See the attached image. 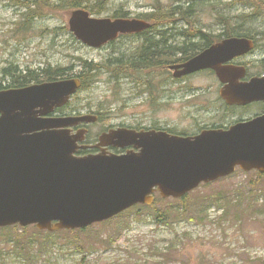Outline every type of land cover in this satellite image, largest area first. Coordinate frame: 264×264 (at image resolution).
<instances>
[{
	"label": "rangeland",
	"instance_id": "rangeland-1",
	"mask_svg": "<svg viewBox=\"0 0 264 264\" xmlns=\"http://www.w3.org/2000/svg\"><path fill=\"white\" fill-rule=\"evenodd\" d=\"M33 1H37V5L31 3ZM68 1L48 0L50 6L44 14L33 16L40 11L39 0H0V82L4 69L10 71L18 67L25 72L27 69L63 67L69 73L87 75L84 88L72 98L67 111L89 106L112 112L114 105L109 101L129 88L128 84L118 82L113 70L118 67L125 71L138 69L130 63L131 37L122 35L100 49L83 44L69 30L73 9L67 5ZM247 1L195 0L190 26L182 19L172 23L174 28L226 27L255 33L254 29H264V10L258 11ZM180 2L183 0H84L81 4H88V7L77 9H85L95 17L113 16L120 11L126 16L145 18L144 14L154 6L163 11ZM259 7L264 8V5ZM26 18H29L28 30L21 27ZM178 41L180 38L174 40ZM96 77H99L97 82ZM191 81L200 80L194 77ZM164 116L169 124L178 125L176 111L169 109ZM115 121L113 116L106 124ZM101 124L91 126V137L98 133ZM189 124L188 116L180 123ZM251 172L238 170L227 179L189 193L185 197L186 204L199 211L194 219L187 213H179L178 218L168 223L163 211L162 217L167 224H162L150 210H130L112 219L111 222L128 218L119 231H113L111 224L96 223L70 233L40 234L36 241H43L47 246L39 250L34 241L29 245V257L16 249L13 234L8 235L7 228H3L0 231V264H264V181L255 180L256 175ZM249 187L260 190L249 194ZM157 206L163 207L162 210L180 209L181 202L165 199ZM34 229V226H27L26 233L32 236ZM109 234V242L102 239Z\"/></svg>",
	"mask_w": 264,
	"mask_h": 264
},
{
	"label": "water",
	"instance_id": "water-1",
	"mask_svg": "<svg viewBox=\"0 0 264 264\" xmlns=\"http://www.w3.org/2000/svg\"><path fill=\"white\" fill-rule=\"evenodd\" d=\"M70 15L69 29L94 47L118 33L150 26L138 19L95 18L85 9ZM249 44L243 42L245 48ZM219 47L238 52L235 41ZM208 53L188 62L187 70L203 66ZM79 86L71 78L0 90V226L35 224L49 231L85 227L134 204H151L156 190L162 197H182L202 181L232 173L236 165L264 172V117L192 138L110 130L99 137L101 144H119L113 142L118 137L122 146L133 143L139 152L78 156L82 132L71 134L62 127L91 117L47 115ZM234 89L241 93L235 100L257 97L253 88Z\"/></svg>",
	"mask_w": 264,
	"mask_h": 264
},
{
	"label": "flooded vegetation",
	"instance_id": "flooded-vegetation-1",
	"mask_svg": "<svg viewBox=\"0 0 264 264\" xmlns=\"http://www.w3.org/2000/svg\"><path fill=\"white\" fill-rule=\"evenodd\" d=\"M254 32L247 33L238 28L184 26L149 27L121 34L114 41L122 38V35H130L129 56L138 69L125 71L118 67L114 70L118 74V82L128 84L129 88L115 96L112 112L104 108L95 110L89 106H84L82 110L79 107L74 111H67L70 106L68 105L58 114H97V120L91 123L70 126L72 132L86 129L84 140L81 142L86 148L80 150L84 154H95L99 151L113 154L136 151L133 144L125 147H97L99 135L110 128H126L135 132L166 130L180 136H195L203 130H226L234 124L263 116L264 86H260L263 91L261 99L246 103L227 101L232 97L234 86L242 87L251 80L264 78V29H254ZM170 33L173 34L172 37L167 36ZM230 37L252 39V49L234 56L225 53L211 54L212 59L219 61L214 64L215 68L206 67L189 73L184 72V63ZM176 38H180V41L174 42ZM152 40L157 41V44L152 45ZM151 48L154 52L150 51ZM167 51L175 52L169 57ZM216 68L226 74L218 75ZM179 70L180 75H174ZM76 76L82 78L81 74ZM194 77H198L200 81L192 82ZM127 109L131 111L126 112ZM169 109L179 114L177 126L169 124L164 116ZM113 116L116 121L106 124ZM186 116L190 120L189 126L180 125L186 120ZM98 122L102 123L98 133L91 137V126ZM114 140L123 141L121 138Z\"/></svg>",
	"mask_w": 264,
	"mask_h": 264
},
{
	"label": "trees",
	"instance_id": "trees-1",
	"mask_svg": "<svg viewBox=\"0 0 264 264\" xmlns=\"http://www.w3.org/2000/svg\"><path fill=\"white\" fill-rule=\"evenodd\" d=\"M39 1L41 2V4H38L40 7V11L38 14H35L33 16L43 15L44 10L50 6L48 3V0H39ZM83 1L84 0H70V1H68L67 5H69L71 9H75V8H78L81 6L88 7V4H81ZM247 2H252L258 11H259V9L264 10V8L259 7V6L264 5V0H249ZM31 3L37 5L38 2L33 1ZM195 3H196L195 0H183V2H180V4L179 3L175 4V5L171 4V5H169V7L163 8V11L159 10L158 6H154V11L149 12V13H145L144 19L146 21H149V22H154L152 27H156V26L161 25V24H162V27H164L169 23H172V22L175 23L176 20H178V19L180 20V18L182 20H185L190 26L189 17H187L186 15L184 16V14L193 12L195 10V9L193 10V7L195 8ZM183 6H185V7H183ZM180 13H181V17L176 19L175 16H180ZM125 16H126L125 13L120 12V11L115 12L113 15V17H125ZM28 21H29V18H26V20L21 24L22 29H24V30L29 29L30 24H28ZM174 23H172V24H174ZM152 34L154 35L155 33H152ZM151 52H154V49L151 50ZM167 52L169 54V57H171V53H173L174 51H167ZM143 65L144 64H142V66ZM15 71H17V73ZM2 75H3V78H1V80L3 82L2 81L0 82V89L8 88V87H22V86H25L27 84L32 83V81L39 82L42 80L43 81L44 80H55L57 78L70 76V75H68V73H66V68H63V67L62 68L57 67L55 69H51L50 67H48L46 69L40 68L37 71L27 69L25 72H21V70H19L18 67H14L10 71L8 69H4L2 72ZM81 77H82L81 78L82 88H84V86L86 84L85 80L87 78V75L83 74V75H81ZM255 190H256V188H251L249 190V194L253 193ZM162 209H164V208L161 206H154V205L151 207L140 205L138 208V210H150L151 215L156 218L157 222L162 223V224H167V222H165L163 220V217H162L163 211L166 214V218H167L168 223H171L173 220L178 218L179 213H187L193 219L199 215V211H196L192 205L186 204V199L181 201V208L180 209H176L174 207H172L170 209L166 208L165 210H162ZM128 211H130V210H126L123 213H126ZM111 221L112 220H107V221H104L103 223L111 224L113 231H119L120 228L128 222V218L127 217H121L117 221H114V222H111ZM1 229H3V228H0V231H1ZM19 229L21 231H19ZM7 230H8V235L13 234L15 245L26 256L30 255V250H29L30 242L36 240L37 236L41 234V232H39L37 230H33L34 231L33 235L30 236L28 233H26L27 227H19L17 225H13L11 227H8ZM62 231H65V230H62ZM72 231H74V230H72ZM110 237H111V234H109L107 237H104V238L101 237V238L103 240H107L109 242ZM40 250H42L41 246H40Z\"/></svg>",
	"mask_w": 264,
	"mask_h": 264
},
{
	"label": "bare ground",
	"instance_id": "bare-ground-1",
	"mask_svg": "<svg viewBox=\"0 0 264 264\" xmlns=\"http://www.w3.org/2000/svg\"><path fill=\"white\" fill-rule=\"evenodd\" d=\"M20 2H22V1H20ZM185 3V2H184ZM193 3V2H192ZM180 4V3H179ZM183 5V4H182ZM187 5V4H186ZM250 5V4H249ZM183 7H185V6H183ZM188 7V6H187ZM189 9V8H188ZM192 9V8H191ZM195 8L193 7V10H194ZM253 11V10H252ZM195 14V10L193 11V12H191V13H185L184 14V16L186 15L187 17H191V16H193ZM245 14V13H244ZM124 15V14H123ZM243 15V14H242ZM258 15V14H257ZM181 17V16H180ZM236 17V16H235ZM181 19V18H180ZM179 20V19H178ZM238 25V24H237ZM175 27V25H173L172 23H169V24H167L166 25V28H174ZM248 32V31H247ZM168 37H172L173 36V34L172 33H170V34H168L167 35ZM166 36V37H167ZM262 37H263V35H262ZM156 40V39H155ZM155 40H152V42H151V44L152 45H155V44H157V41H155ZM190 49V48H189ZM200 49V48H199ZM203 49V48H202ZM151 50H153V48H151L150 49V51ZM196 53V52H195ZM129 57V56H128ZM143 59V58H142ZM138 61H140V60H138ZM126 62H128V61H126ZM124 63V62H123ZM130 63H132V62H130ZM113 64V63H112ZM92 65V64H91ZM117 65V64H116ZM119 65V64H118ZM121 66V65H120ZM126 66V65H125ZM113 67H115V66H113ZM87 69V68H86ZM87 72V71H86ZM92 73H93V71H92ZM77 75V74H76ZM76 75H74L73 76V78H75V79H77L79 82H80V86H81V90H82V80H81V78L79 77V76H76ZM93 75V74H92ZM89 84V83H88ZM88 87V86H87Z\"/></svg>",
	"mask_w": 264,
	"mask_h": 264
}]
</instances>
